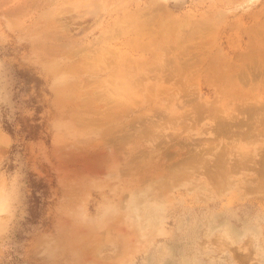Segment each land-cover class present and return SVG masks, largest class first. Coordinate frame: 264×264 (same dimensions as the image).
Returning a JSON list of instances; mask_svg holds the SVG:
<instances>
[{"label":"rangeland","instance_id":"obj_1","mask_svg":"<svg viewBox=\"0 0 264 264\" xmlns=\"http://www.w3.org/2000/svg\"><path fill=\"white\" fill-rule=\"evenodd\" d=\"M136 1L0 0V264H264V0H170L202 47Z\"/></svg>","mask_w":264,"mask_h":264},{"label":"bare ground","instance_id":"obj_2","mask_svg":"<svg viewBox=\"0 0 264 264\" xmlns=\"http://www.w3.org/2000/svg\"><path fill=\"white\" fill-rule=\"evenodd\" d=\"M193 1H194L193 2V8L194 7L198 8L199 6H201V7H205L206 11L214 10L216 8H218V11H221L223 6L224 7L227 6L228 2H230L231 0H193ZM135 3H136L135 7L133 9V13H135V14H133V15L136 17L135 25H138V28H136L137 31H135L134 34L136 36L138 34H141V36H142V38L140 39L141 43L139 40H138L139 42L136 41V43L137 42L140 43V45L142 47H144V46L147 47L148 45L150 47H151V45L155 46V47H162V46H164V47H170V46L176 47V46H178V44L180 45V42L182 43L183 41H184L183 43H185L186 46H187L186 43H189V42H191L190 45H192L193 47L194 46L196 47L197 45L198 46L200 45L199 47H202L203 45L206 46V44H208V46H210L209 40L206 37L210 36V35H208L209 34L208 32L210 31L212 25H210V23H208V21L207 22H203L202 20L199 21L197 19H193V17H191V16H185V15L181 18H178V19L174 18L172 15V12L169 9L170 0H146V2H144V5H141L137 1ZM96 6L97 5L95 3V7ZM205 14H207V12L204 13V15ZM205 16L207 18V15H205ZM121 22H123V21H121ZM125 22H128V21L126 20ZM262 27H259V28H262ZM208 29H209V31L207 32ZM263 29H264V27H263ZM116 30H117V28H116ZM203 30L207 32V36L206 35L204 36V34L202 33ZM257 30L260 31L258 28H256V30H255L256 33H258ZM110 31H112V30H110ZM206 32H204V33L206 34ZM119 33H120V31H119ZM119 33L115 31L114 34L118 35ZM262 33H263V31L260 32L259 34H262ZM110 34H112V33H110ZM121 34H122V32H121ZM132 34H133V32H132ZM194 37H195V39H194ZM253 40H254L253 41L254 43L252 44V42H251L250 45L255 44L258 47L259 44L256 41L257 39L254 38ZM259 40L260 39L258 38V41ZM131 41L133 42V40H131ZM185 45H184V47H185ZM180 46H178V47H180ZM256 46H252V47H256ZM126 236L128 237L129 235H126ZM128 238H130V237H128ZM83 241L84 240H82V243H83ZM87 241H89V240H87ZM87 241H84V243L82 245V247H84V249L87 245L86 244ZM101 241H102V239H101ZM99 242L100 241H97V240H93V242L92 241L89 242L90 244L92 243L91 247H89L87 245V248L89 247V249L86 248L87 251H86V249H85V251L86 252L90 251L89 254H92V253L95 254V252L97 251V254H98V251L101 252L100 250H98V249H100L99 248L100 247ZM103 242L106 243V241H104V240H103ZM106 251L107 250H105V252ZM116 251L117 250H115V247H114V248H112V253H107V254L104 253L105 254L104 256H102L103 255V253H102V255H101L102 257L99 256V258L101 260L103 259L104 263L109 262L110 259H112L118 255V252H116ZM122 253H124V249H123V252H121V254ZM86 254H88V253H86ZM106 255H108V256H106ZM119 257L123 258V256H121V255ZM119 257L117 259H114V260H117L114 262L115 264H118L116 262L120 261ZM84 262H85V259H84ZM111 262L113 263V261H111ZM112 263L109 262L108 264H112ZM90 264H91V261H90Z\"/></svg>","mask_w":264,"mask_h":264},{"label":"trees","instance_id":"obj_3","mask_svg":"<svg viewBox=\"0 0 264 264\" xmlns=\"http://www.w3.org/2000/svg\"><path fill=\"white\" fill-rule=\"evenodd\" d=\"M23 77H27V75H22ZM20 77V74H18V78ZM12 125H9L7 127H4L9 133H13V129H11ZM32 189L33 194L30 199V208L29 212L31 215L36 216L35 214H38L40 210L43 207L42 197L44 196L43 192V186L39 184L32 183ZM37 192L39 195H37Z\"/></svg>","mask_w":264,"mask_h":264}]
</instances>
